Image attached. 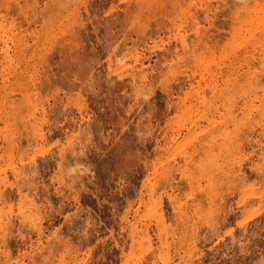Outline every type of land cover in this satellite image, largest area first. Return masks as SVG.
Wrapping results in <instances>:
<instances>
[{
  "label": "rangeland",
  "instance_id": "374dc122",
  "mask_svg": "<svg viewBox=\"0 0 264 264\" xmlns=\"http://www.w3.org/2000/svg\"><path fill=\"white\" fill-rule=\"evenodd\" d=\"M0 264H264V0H0Z\"/></svg>",
  "mask_w": 264,
  "mask_h": 264
},
{
  "label": "bare ground",
  "instance_id": "6f19581e",
  "mask_svg": "<svg viewBox=\"0 0 264 264\" xmlns=\"http://www.w3.org/2000/svg\"><path fill=\"white\" fill-rule=\"evenodd\" d=\"M216 19V18H215ZM218 25V24H217ZM225 25V24H224ZM158 27H159V25H158ZM217 28V27H216ZM219 28V27H218ZM217 28V29H218ZM215 29V28H214ZM223 29L222 28H219L217 31H222ZM223 32V31H222ZM219 34V33H218Z\"/></svg>",
  "mask_w": 264,
  "mask_h": 264
}]
</instances>
